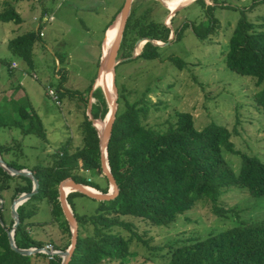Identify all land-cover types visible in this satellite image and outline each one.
<instances>
[{"label":"trees","instance_id":"obj_1","mask_svg":"<svg viewBox=\"0 0 264 264\" xmlns=\"http://www.w3.org/2000/svg\"><path fill=\"white\" fill-rule=\"evenodd\" d=\"M21 1L31 0H4L1 4L3 11L0 12V22L20 25L23 20L13 3ZM146 1L152 5L160 4L155 0ZM196 2L203 8L210 7L206 6L204 0ZM152 8L153 6L142 8V4L137 0L132 2L119 49L122 59L133 55L135 44L139 40L167 43L171 38V44L179 39L175 27L170 29L165 19L157 21L151 17ZM169 12L173 13L166 10L165 17ZM173 19L174 16L170 23ZM210 23L206 29H199L195 34L204 38L214 25L213 22ZM111 26L112 23L105 28L104 34ZM185 27L186 24L181 29ZM37 34L30 31L10 39L7 45L11 54L30 64ZM152 42H146L135 59H157L158 51L162 47ZM171 61L178 66L182 64L177 59ZM225 65L238 75L252 78L258 86L263 83L264 30H256L253 23L241 18L228 40ZM12 89L13 92L18 91L16 87ZM63 89L59 87L58 101L59 97L65 95H79V92ZM91 89L90 87L88 94ZM117 93L118 106L107 145V160L119 194L111 201H95V212L88 216L76 215L74 211V199L83 195L77 192L68 194L67 202L78 224L77 244L69 264L123 261L133 255L130 247L134 238L144 245L147 244L135 232L133 224L122 219L123 216L143 220L155 227H168L196 203L207 201L213 205V213L218 218L234 217V225L210 233L205 238L175 239L167 245L170 259L166 264H264V219H240L233 209L225 210L216 205L222 194L231 188H240L253 198H264V161L236 151L230 140L231 134L224 126L210 123L200 130L195 129L193 119L188 113H177L175 122L168 125L166 123V127H151L146 123L150 106L144 97L128 102L123 93L118 90ZM79 98L87 103V99ZM92 98L95 102L91 106V116L95 120L104 119L108 113V105L100 87L93 91ZM254 101L264 117V88L255 94ZM83 117L80 148L70 151L67 150V145H63L48 165H34L28 169L38 180L39 188L36 195L17 208L19 224L14 232V242L19 249L45 246L30 235L31 224L26 222L37 211V207H31L30 202L41 199L48 201L52 221L69 239L65 246H55L54 250L65 251L69 247L70 228L58 201V185L62 180L72 178L76 183L101 193L108 191L105 177V187H100L79 174L95 170L102 175L98 133L88 117ZM1 128H17L23 135L33 134L45 140L44 127L25 98L0 100ZM10 147L0 144L1 159L12 168L26 169L17 164L15 159H7V153L12 151ZM11 148L13 149V146ZM230 155L240 158L239 165H234L233 161L227 158ZM31 190L30 179L10 176L0 167V200H3V207L0 209V264H61V258L58 256L42 253L20 255L10 249L7 232L12 229L14 222L12 218L8 221L5 218L3 193L12 192V203L21 194ZM120 230L125 231L128 236L125 237Z\"/></svg>","mask_w":264,"mask_h":264},{"label":"rangeland","instance_id":"obj_2","mask_svg":"<svg viewBox=\"0 0 264 264\" xmlns=\"http://www.w3.org/2000/svg\"><path fill=\"white\" fill-rule=\"evenodd\" d=\"M3 1L0 0V12L3 11ZM196 1L173 11V7L159 1V5H152L146 0H137L142 8L153 6L151 17L157 21L165 19L170 29L175 27L179 39L162 46L157 59L134 58L119 64L115 69V86L128 102L144 97L150 106L146 120L149 126L166 127L175 122L177 113H188L195 129L200 130L210 123L224 126L231 134L230 140L236 151L264 161V117L254 101L255 94L264 88V82L258 86L252 78L238 75L225 65L228 40L241 18L253 23L256 30H264V0H204L209 8H203ZM123 3L124 0L13 3L23 22L20 25L0 22V86H14L29 94L30 104L44 127L45 140L33 134L23 135L17 128H1L0 144H13L7 158L27 167L46 166L53 161L61 146L67 145L70 151L82 146L81 122L88 101L91 106L95 102L87 92L98 75L104 30L113 23ZM166 10L176 12L172 23L169 21L172 13L165 17ZM210 22L214 25L209 34L198 37L195 32L206 29ZM185 24L186 27L181 29ZM30 31L38 34L29 64L12 55L7 42ZM142 47L135 48V53H140ZM118 57L121 58L120 54ZM60 59L64 63H60ZM171 59L182 64L178 66ZM12 63L16 68H11ZM60 77L64 83L59 81ZM59 87H63V91L79 92L78 96L87 99V103L78 96L69 95L59 97V104L55 103L47 91L52 89L58 95ZM90 114L87 111L88 117ZM97 121L103 122L104 119ZM5 139L9 140L7 145ZM227 158L239 165L237 156ZM79 174L105 187L104 176L97 171ZM11 194L3 193L7 221L11 218ZM30 204L37 207L36 214L26 221L31 224L30 235L52 250L55 246H65L69 239L52 221L48 201L41 199ZM74 205L79 216L92 215L97 207L95 201L84 196L75 198ZM216 205L225 210L233 209L240 219H264V198H253L240 188L227 189ZM122 219L133 224L135 232L147 244L134 238L130 247L132 256L123 261L106 260L99 264H166L170 259L167 245L175 239L205 238L234 225V217L218 218L209 201L196 203L168 227L151 226L130 216ZM120 232L128 236L125 231Z\"/></svg>","mask_w":264,"mask_h":264},{"label":"water","instance_id":"obj_3","mask_svg":"<svg viewBox=\"0 0 264 264\" xmlns=\"http://www.w3.org/2000/svg\"><path fill=\"white\" fill-rule=\"evenodd\" d=\"M159 1V0H157ZM133 0H124V3L120 9V12L116 16L115 20L113 21L112 25L117 22V31L115 34V37L111 43L110 49H109V54L107 57H104L103 54L100 58V65L98 69V75L100 73L101 67L103 66L104 72L110 73L111 76V89L112 93L114 95V98L112 101L109 99V94L107 93L106 89L103 86H96V80L92 86V89L89 93V97H92L93 91L97 88L100 87L104 98L106 100V103L108 105V113L106 114L104 118V126L101 131L98 130V128L95 126V122L97 120L93 119V117L90 116L88 117V120L92 123V126L97 130L98 133V139H99V154H100V168H101V173L105 177L108 183V191L107 193H101L97 190L96 192H92L88 189L89 186H85L83 184L76 183L72 178H66L62 180L59 185H58V201L60 204V208L62 210V214L64 216V219L66 220L69 228H70V245L65 251H59V250H54V251H49L45 247L43 248H30V249H19L16 247L15 242H14V232L15 229L17 228L19 224V216L17 213V208L21 206L23 203L31 199L34 195L38 193V180L35 178V176L30 172L29 170L22 169V170H17L15 168H12L8 166L0 157V167L7 172L10 176H19V177H25L31 180L32 182V190L29 193H23L16 199H14L10 205V216L14 222L12 229L7 232V237H8V242L10 249L13 250L14 252L20 254V255H35L38 253H42L48 256H58L61 258V264H69L71 257L73 255V252L75 250L76 244H77V236H78V224L77 220L67 202V196L71 192H77L80 193L81 195L94 200L96 202H103V201H111L115 199L118 194H119V189L116 184L115 179L113 178L110 168L108 165V160H107V145L110 140L111 132H112V126L115 120V115L117 111V98H118V93H117V88L115 86V67L129 59H133L137 57L140 53H135L133 52V55L130 58H119V49L123 37V32L126 26L127 19L129 17L130 13V8ZM161 2V1H159ZM165 7V5H164ZM176 12L170 14L171 16L169 17L170 19L175 15ZM108 30V29H107ZM106 35V33H105ZM171 38H169V41L167 43H159V42H152L149 39H143L139 40L135 44V48L139 47L140 44L144 45L146 42H152L156 46H168L170 44ZM134 48V50H135ZM87 111L90 113L91 112V102L90 100L88 101L87 104ZM68 189V191H66ZM3 207V200H0V209Z\"/></svg>","mask_w":264,"mask_h":264},{"label":"bare ground","instance_id":"obj_4","mask_svg":"<svg viewBox=\"0 0 264 264\" xmlns=\"http://www.w3.org/2000/svg\"><path fill=\"white\" fill-rule=\"evenodd\" d=\"M159 1L168 5L169 7H173L174 8V9H172L173 11H177V9H179V7H181L185 4H190L195 0H183V2L179 3V4H176L175 0H159ZM116 31H117V22H115L106 31V35H105V39H104L105 40L104 45L102 44V46H103L102 54L104 57H107L109 54V49H110L111 43L115 37ZM141 45H142V43L140 44L139 48L141 47ZM111 80L112 79H111L110 73L109 72L105 73L103 66H102L100 73L98 75V78L96 80V86H103L106 89L107 93L109 94L110 101H112L114 98V95H113L112 89H111ZM95 124H96L95 126L98 128L99 131H101L103 129V126H104L103 122L96 121ZM88 189L92 192H96L91 187H88ZM66 191H68V189Z\"/></svg>","mask_w":264,"mask_h":264},{"label":"crops","instance_id":"obj_5","mask_svg":"<svg viewBox=\"0 0 264 264\" xmlns=\"http://www.w3.org/2000/svg\"><path fill=\"white\" fill-rule=\"evenodd\" d=\"M104 40V39H103ZM55 61H56V64L58 65L59 64V62L57 61V59L55 58ZM61 63H64V61L62 60V62ZM15 64V63H14ZM59 67V66H58ZM19 84H20V87L21 88H23L24 87V85L22 84V83H18V86H19ZM12 88H14V86H7V87H2V86H0V100L1 101H3V100H5V98H7L8 100L10 99V98H15V99H19V97H21V98H25L26 100H27V102H28V106L32 109V110H34L33 108H32V106H31V104H30V98H29V94H27V92H25V91H20V90H18L17 92H13V89ZM31 93V92H30ZM69 100V99H68ZM85 115L88 117V115H87V110H86V112H85ZM12 129V128H11ZM11 129H8V130H11ZM4 144H6L7 145V143L9 142V140H7V139H5L4 140ZM11 145H13V144H10V146ZM7 156V155H6ZM7 159H12L11 157H8ZM21 165V164H20ZM36 165V164H35ZM25 168H26V170H28V169H30V168H33V166L34 165H32L31 167H27V166H25V165H23Z\"/></svg>","mask_w":264,"mask_h":264},{"label":"built area","instance_id":"obj_6","mask_svg":"<svg viewBox=\"0 0 264 264\" xmlns=\"http://www.w3.org/2000/svg\"><path fill=\"white\" fill-rule=\"evenodd\" d=\"M11 67H12V68H16V65H15V64H12ZM47 93H48V95L52 98V100H53L55 103L59 104V101H58L57 95L55 94V92L52 91V89H48ZM45 248H46L47 250H49V251H54V250H52L53 248L50 247V246H48V245H46Z\"/></svg>","mask_w":264,"mask_h":264},{"label":"clouds","instance_id":"obj_7","mask_svg":"<svg viewBox=\"0 0 264 264\" xmlns=\"http://www.w3.org/2000/svg\"><path fill=\"white\" fill-rule=\"evenodd\" d=\"M182 2H183V0H175L176 4H179V3H182Z\"/></svg>","mask_w":264,"mask_h":264}]
</instances>
